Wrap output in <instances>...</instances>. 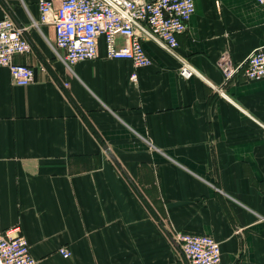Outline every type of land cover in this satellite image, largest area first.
Returning a JSON list of instances; mask_svg holds the SVG:
<instances>
[{"label": "crops", "instance_id": "crops-1", "mask_svg": "<svg viewBox=\"0 0 264 264\" xmlns=\"http://www.w3.org/2000/svg\"><path fill=\"white\" fill-rule=\"evenodd\" d=\"M6 16L34 79L0 65V231L19 224L37 264H186L168 233L183 230L212 234L219 264H264V77L215 64L264 45L262 5L196 0L181 57L148 38L147 66L109 58L104 36L68 65L38 0H0Z\"/></svg>", "mask_w": 264, "mask_h": 264}, {"label": "built area", "instance_id": "built-area-1", "mask_svg": "<svg viewBox=\"0 0 264 264\" xmlns=\"http://www.w3.org/2000/svg\"><path fill=\"white\" fill-rule=\"evenodd\" d=\"M256 2L264 7V0ZM38 5L40 22L54 26V49L68 65L97 57L101 36L105 38L109 58H127L136 66L152 63L144 45L148 38L181 57L178 34L188 29L196 10V0H38ZM32 49L26 27L18 25L10 16L0 19V65L8 67L13 83L28 85L33 81L34 68L14 61V55ZM215 64L225 82L239 74L246 79L263 78L264 45L253 49L238 63L225 51ZM180 74L190 77L195 70L182 59ZM132 80H138L136 72ZM168 233L170 242L180 251L186 264L221 262V244L212 234L184 230ZM58 252L64 257L72 254L66 246L59 247ZM0 264H37L19 224L0 231Z\"/></svg>", "mask_w": 264, "mask_h": 264}, {"label": "water", "instance_id": "water-1", "mask_svg": "<svg viewBox=\"0 0 264 264\" xmlns=\"http://www.w3.org/2000/svg\"><path fill=\"white\" fill-rule=\"evenodd\" d=\"M115 160V159H114Z\"/></svg>", "mask_w": 264, "mask_h": 264}]
</instances>
